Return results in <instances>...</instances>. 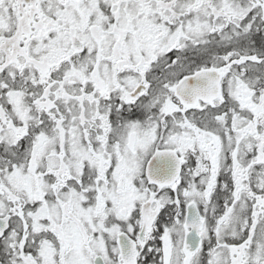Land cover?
<instances>
[{
  "label": "snow or ice",
  "instance_id": "snow-or-ice-1",
  "mask_svg": "<svg viewBox=\"0 0 264 264\" xmlns=\"http://www.w3.org/2000/svg\"><path fill=\"white\" fill-rule=\"evenodd\" d=\"M0 264H264V0H0Z\"/></svg>",
  "mask_w": 264,
  "mask_h": 264
}]
</instances>
